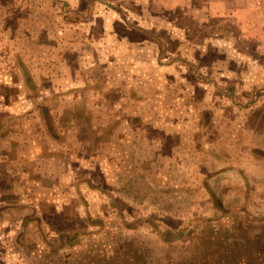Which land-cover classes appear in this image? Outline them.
<instances>
[{"label":"rangeland","instance_id":"rangeland-1","mask_svg":"<svg viewBox=\"0 0 264 264\" xmlns=\"http://www.w3.org/2000/svg\"><path fill=\"white\" fill-rule=\"evenodd\" d=\"M263 7L0 0V264H264Z\"/></svg>","mask_w":264,"mask_h":264},{"label":"crops","instance_id":"crops-1","mask_svg":"<svg viewBox=\"0 0 264 264\" xmlns=\"http://www.w3.org/2000/svg\"><path fill=\"white\" fill-rule=\"evenodd\" d=\"M237 3L245 4V0H234ZM239 5V4H238ZM233 17V16H232ZM253 22H251V26H249L250 29L255 31V33L258 34V40H259V47L262 49V52L264 54V18L261 16H253L251 17ZM259 67V66H258ZM261 67V68H260ZM259 69L262 70L263 74L259 76L260 81L262 82L261 88H259V93L256 94L255 101L248 106H244L245 104H242L240 109H247L246 113H249L250 109L251 114L255 115L257 117L256 123L253 124L250 122L248 123H235L231 124V127L235 126V133L234 136L230 135V139H234L233 141H236L238 137H240V140L242 141L240 144L241 150H240V161L242 163L245 162H257L260 167H256L257 172V178L264 179V68L260 65ZM235 94V92H233ZM232 93V94H233ZM238 109L235 107L236 105H232L231 107ZM238 114V113H237ZM241 115L243 113L241 112ZM238 127V128H237ZM221 129V126H220ZM237 145L229 143L226 145L224 150V157H226V160H228L230 163L237 162V156L232 155V150L235 149ZM257 151L256 154L252 153L254 151ZM235 156V157H234ZM243 168V167H242ZM241 168V171H242Z\"/></svg>","mask_w":264,"mask_h":264},{"label":"built area","instance_id":"built-area-1","mask_svg":"<svg viewBox=\"0 0 264 264\" xmlns=\"http://www.w3.org/2000/svg\"><path fill=\"white\" fill-rule=\"evenodd\" d=\"M262 5L264 6V0H262ZM264 8V7H263Z\"/></svg>","mask_w":264,"mask_h":264}]
</instances>
